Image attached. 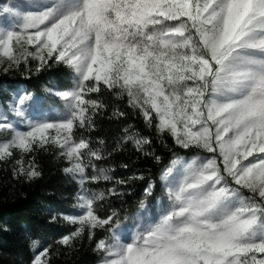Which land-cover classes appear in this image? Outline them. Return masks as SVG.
I'll use <instances>...</instances> for the list:
<instances>
[{"label": "snow or ice", "instance_id": "snow-or-ice-1", "mask_svg": "<svg viewBox=\"0 0 264 264\" xmlns=\"http://www.w3.org/2000/svg\"><path fill=\"white\" fill-rule=\"evenodd\" d=\"M31 7H0L17 18L0 26V68L27 66L30 57L39 72L53 61L70 69L74 86L53 92L65 101L60 115L24 130L0 114V131L8 134L0 161L22 154L14 175L38 178L23 154L53 143L68 162L63 171L79 175L81 185L113 180L103 170L87 175L104 153L73 134L94 126L104 105L90 94L102 88L126 97L146 127L193 151L170 162L157 213L141 217L130 236L119 232L115 212L97 214L106 193L85 189L80 213L64 217L76 228L59 243L103 228L110 235L96 243L101 264H264V0H34ZM12 92V110L25 117L37 98ZM129 141L138 151L151 143L142 135H127ZM32 244L31 264H50V245Z\"/></svg>", "mask_w": 264, "mask_h": 264}, {"label": "trees", "instance_id": "trees-1", "mask_svg": "<svg viewBox=\"0 0 264 264\" xmlns=\"http://www.w3.org/2000/svg\"><path fill=\"white\" fill-rule=\"evenodd\" d=\"M32 50L29 46V51ZM36 63L29 57L27 66L21 63L11 72L0 74V107L11 101L12 90H27L38 101L34 109L27 110L34 113L39 109L48 110L58 116L64 111V100L53 92L71 89L73 75L67 66L53 61L37 72ZM90 95L104 106L93 116L92 128L74 127V138L82 136L90 141V147L104 153V159L93 161L95 169L87 168V175L103 170L113 180L86 181L81 185L79 175L63 171L68 162L59 147L49 143L23 154L25 163L34 160L40 172L38 178L29 181L14 175L16 160L22 155L14 150L11 157L0 161V264H31L35 254L33 240L40 248L50 245V264H101L102 253L96 249V243L110 235L103 228L95 229L91 238L86 229L70 244L59 243L76 228L64 217L80 213L78 197L83 190L106 193L105 199L96 206L97 214L103 218L115 212L121 225L142 204L160 201L163 196L160 177L175 156L189 158L193 154L192 150L177 146L169 135H160L155 128L146 127L142 116L128 106L126 97L117 99L104 88ZM119 112L125 115L120 116ZM127 135H142L151 143L138 151L132 142H124ZM7 136L5 133L0 140ZM200 154L209 155L202 151ZM155 156L161 157L159 163ZM140 176L143 179L133 178ZM121 180L125 182L117 183ZM150 183L155 187L148 195L145 189ZM110 190H114V194Z\"/></svg>", "mask_w": 264, "mask_h": 264}, {"label": "rangeland", "instance_id": "rangeland-1", "mask_svg": "<svg viewBox=\"0 0 264 264\" xmlns=\"http://www.w3.org/2000/svg\"><path fill=\"white\" fill-rule=\"evenodd\" d=\"M33 3L34 0H0V7L4 5L15 6L19 12L24 13L35 10L31 7ZM16 23V17L0 12V26H2L3 28H10ZM14 69L15 67L5 72L2 68H0V74H7ZM0 114L6 116L9 122H11L13 125L17 126L21 130H24L30 121L38 119H50L57 116L54 113L51 114V111L39 109L37 113L26 110L25 117H20L17 116L12 110L10 102H8L4 107H0ZM4 134L5 132L0 131V137L4 136ZM159 202L160 201L155 202L153 204H145L143 208L141 207L134 214L130 215L123 224L119 225V232L122 235L130 236L135 230V225L139 222L141 217L155 216L159 208Z\"/></svg>", "mask_w": 264, "mask_h": 264}]
</instances>
